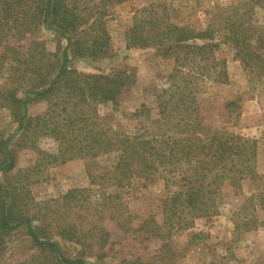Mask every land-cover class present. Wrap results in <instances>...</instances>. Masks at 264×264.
Instances as JSON below:
<instances>
[{
    "label": "rangeland",
    "instance_id": "obj_1",
    "mask_svg": "<svg viewBox=\"0 0 264 264\" xmlns=\"http://www.w3.org/2000/svg\"><path fill=\"white\" fill-rule=\"evenodd\" d=\"M246 1L67 0L69 8L88 19L80 27L95 21L94 29L104 30L110 38L105 58H79L74 48H69L67 67L83 78L122 76L127 86L115 103L87 97L72 108L77 99L65 104V92L33 100L28 105L31 121L26 128L15 118L19 106L15 99L23 98L35 85V69L45 74L59 67L65 60L67 41L58 32L40 26L26 39L8 37L0 43V166L5 148L14 159L12 170L0 171V200L4 198L15 219L52 226L48 235L72 254L84 249L88 264H264V208L254 198L248 199L255 194L251 187L239 190L243 193L228 185L222 187L215 213L209 216L187 218L182 214L181 219H168L163 203L181 184L174 182L171 190L166 189L163 178L167 174L155 172L149 180L126 177L124 188H117L110 180H92L116 164V152L83 156L72 151L67 157L73 158L65 162L51 159L66 147L68 129H73L67 135L70 141L88 137L87 130L77 136L80 120L75 113L85 112L87 119L96 123L93 135L106 132L114 141L135 135L144 121L150 124L157 118L156 98L168 86L174 60L154 48L128 47L126 35L139 10L149 7L165 12L172 23L199 30L218 16L220 7L240 6ZM100 12L105 15L98 20ZM253 22L264 26L262 7L256 6ZM252 45L259 46L256 39ZM215 56L225 60L228 79L201 86L200 114L207 124L227 127L256 141V170L264 183V73H249L228 44L221 45ZM232 101L238 102L239 109L230 117L226 105ZM142 105L152 111L141 115ZM65 106L71 110L67 111L74 121L71 126L62 111ZM74 190L73 196L65 197ZM55 227L85 235L82 241L89 247L56 236ZM12 238L7 252L10 258L21 259L35 252L26 231H17Z\"/></svg>",
    "mask_w": 264,
    "mask_h": 264
},
{
    "label": "trees",
    "instance_id": "obj_2",
    "mask_svg": "<svg viewBox=\"0 0 264 264\" xmlns=\"http://www.w3.org/2000/svg\"><path fill=\"white\" fill-rule=\"evenodd\" d=\"M66 1L0 0V43L7 41L8 37L17 41L26 39L27 34L33 35L34 28L40 26L58 32L67 41L65 60L59 63V67L45 74L35 69L37 77L32 79L35 85L29 87L23 98L15 99L19 104L15 118L21 128H26L31 121L28 105L33 100L65 92V104L77 99L75 104H71L72 108L85 102L87 97L115 103L127 86L122 76L89 75L83 78L82 74L67 67L66 52L69 48H74V54L79 58H105L109 55L110 38L104 30L94 29L95 21L85 28L80 27L88 19L69 8ZM256 6L264 9V0H247L240 6H222L218 16L212 17L211 23L199 30L172 23L165 12H154L149 7L139 10L126 35L128 47L154 48L161 51L164 57L174 60L168 86L161 89L156 98L154 109L157 110V118L150 124L144 121L135 135L114 141L109 133L105 135L106 132L93 135L96 123L87 119L85 112L75 113L80 120L77 136L87 130L88 137H74L70 141L67 135L73 129H68L64 135L67 145L58 154L51 155L52 161L62 163L72 159L67 157L72 151L83 156L116 152L119 154L116 164L107 173L99 174L92 180H110L117 188H124L123 182L127 178L149 180L155 172L167 174L163 178L166 189L171 190L169 186L174 182L181 184L179 190L170 191L163 203L168 219L176 216L181 219L182 214L187 218H197L215 213L213 208L217 207L225 185L240 193H243L239 191L243 187H251L255 194L248 199L252 201L254 198L264 208V183L256 170V141L229 131L227 127L207 124L200 114L201 104L198 102V96L203 91L201 86L205 83L227 82L226 62L215 56L223 44L232 48L235 57L249 73H264V26L253 22ZM103 15L105 13L100 12L98 20ZM254 39L259 44L256 48L252 45ZM32 53L34 56L33 49ZM68 107L65 106L62 111L71 126L74 121L67 113L70 110ZM238 109L237 101L226 105L230 117ZM148 111L152 109L142 105L141 115ZM11 154L7 148L2 151L4 163L0 171L14 168ZM74 192H68L65 197L70 198ZM10 208L1 198L0 264H88L84 249L72 254L56 237L48 235L47 231L52 226L45 222L33 224L32 219H15ZM55 228L56 236L89 247L82 241L86 240L85 235L81 234V237L73 230ZM20 230L26 231L31 238L35 252L25 258L12 259L7 255L9 243L15 232Z\"/></svg>",
    "mask_w": 264,
    "mask_h": 264
}]
</instances>
